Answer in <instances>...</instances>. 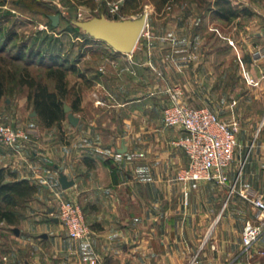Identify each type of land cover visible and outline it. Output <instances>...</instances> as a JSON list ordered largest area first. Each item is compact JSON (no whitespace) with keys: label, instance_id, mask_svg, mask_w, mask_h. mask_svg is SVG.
<instances>
[{"label":"crops","instance_id":"crops-1","mask_svg":"<svg viewBox=\"0 0 264 264\" xmlns=\"http://www.w3.org/2000/svg\"><path fill=\"white\" fill-rule=\"evenodd\" d=\"M241 3L249 8L254 5L252 0ZM171 36L177 43L183 39L182 35ZM168 37L154 33L153 39L159 41L149 40V50L153 48L155 56L166 49L169 53L162 44ZM183 48H171L178 62L171 65L170 73H164L165 78L148 68V80L147 67L138 58L136 66L124 61L136 74L126 75L118 84L110 80L113 92L122 89L123 93L105 96L106 108L96 110L89 122L80 119L72 127L73 139L60 142L56 131H45L43 140H50L34 141L32 147L0 143V165L16 170L21 178L48 184L62 199L78 200L91 229L89 238L72 239L60 221L34 225L27 241L33 247L34 262L28 263L90 264L97 259V264H191L196 259L194 264H264V241L248 250L242 243L245 225L257 215L250 198L264 197V118L261 124L254 116L243 120V96L233 93L232 99L225 100L231 113L221 117L239 121L237 149L246 152L237 155V162L233 160L228 183L178 180V171L187 167L189 158L174 141L185 131L179 126L166 127L163 111L169 103L167 85L179 84L187 75L180 67ZM258 49L252 50L247 70L264 86V57L257 61L252 57ZM109 57L110 61L115 55ZM227 71L218 78L210 74L203 83L194 80L197 74L193 80L188 76L192 107L214 111L210 103L219 97L216 91L221 87L227 91ZM95 100L84 96L81 107L93 102L92 107L100 108ZM102 116L106 118L103 122L99 120ZM30 148L33 159L28 157ZM60 171L74 179L75 185L63 189Z\"/></svg>","mask_w":264,"mask_h":264},{"label":"rangeland","instance_id":"rangeland-1","mask_svg":"<svg viewBox=\"0 0 264 264\" xmlns=\"http://www.w3.org/2000/svg\"><path fill=\"white\" fill-rule=\"evenodd\" d=\"M213 1L0 0V24L4 26L6 32L9 30L17 32L18 36L14 42H26L36 49L59 53L62 57H66L70 63H76L78 69L76 73L67 72L66 75L68 88H73V93L68 99H65L64 105L70 106L71 110L66 112V117L61 125L46 126L37 116L33 101L29 99V88L19 86L16 82L9 84L10 88L0 98V114L7 124L29 132V141L20 145V148L32 147L34 141L42 143L50 140L48 136V139L43 140L42 133L45 131L48 133L56 131L57 141L60 142L73 139L72 127L76 126L80 119L89 122L93 116H96L93 114L96 110L102 109L101 111H103L106 108L103 100L105 96L113 98L115 93L119 95L123 93L122 89L113 92L110 80L118 84L127 79L126 75L134 76L136 74H133L134 70L129 65H124V61L126 64L136 66L135 61L138 58L141 66L147 67L145 75L149 77L148 80L151 77V71L148 68L157 77L165 78L164 73H170V67H173L171 65L178 62L176 54H172L171 51L173 46L184 47L179 53V59L183 57L184 61L182 64L180 63V67H183L182 70L187 75L182 77L181 84L174 83L167 86L179 85L182 87L186 101L192 106L190 94L187 92V86L190 87V84H187L188 76L190 80H193L192 77L197 74L199 76L194 80L203 83L202 81L210 74L218 78L222 71L228 68L227 78L224 80L227 83L226 90L228 92H224V88L221 87L216 91L219 97L210 105L218 116L227 122L224 117H221L231 113L225 100L232 99V94L235 93L238 97L243 96L241 103L243 120L254 116L253 118L256 119L258 117L257 120L261 124L264 118V86L257 80L259 84H249L243 73L250 67L249 57L254 47H264V0H252L254 5L251 7L253 11L251 15L239 16L229 21L218 18L209 10ZM231 1L233 5L243 7L241 1ZM47 12L60 15L57 27L51 26V20L46 15ZM142 14H147L146 25L134 52L130 54L114 52L115 50L106 42L91 38L75 24L76 21L102 15L110 20H126L138 18ZM154 33L170 36L164 40L165 43H162L170 49L169 53L165 52L166 49L155 56L153 48L149 50V40L159 41V39H153ZM173 34L182 35L183 39L180 40V43H177L176 38H172ZM173 41L175 43L172 46ZM109 55H115V58H112L114 62L112 59L110 61L107 59L110 58ZM13 65L18 70L23 63L16 62ZM14 67L11 69H15ZM29 72L35 78L42 79L51 90L54 89L55 81L48 78L45 68L31 65ZM217 78L215 83L218 81ZM120 87L116 86V89ZM95 94L100 96L98 100ZM77 95L81 101L84 96L96 99L95 103L100 108L94 106L93 108V102L82 108V102H80L79 109L74 110L72 104ZM235 114L237 115L236 109ZM71 117L78 119L76 125L70 122ZM227 117H231V115H227ZM105 119L104 116L99 118L101 122ZM246 136L252 137V135ZM28 151L29 159H33L32 149L30 148ZM245 152L244 149H237L234 162L238 161L239 153L244 156ZM49 170H53V168L50 167ZM38 185L39 191L35 194L34 199L17 210L20 217L15 223H9L0 218V264L34 262L33 247L27 244L32 227L42 222L59 221L58 201L63 197L62 194L58 196L56 190L51 189L48 184L39 183Z\"/></svg>","mask_w":264,"mask_h":264},{"label":"built area","instance_id":"built-area-1","mask_svg":"<svg viewBox=\"0 0 264 264\" xmlns=\"http://www.w3.org/2000/svg\"><path fill=\"white\" fill-rule=\"evenodd\" d=\"M242 2V0H239ZM118 8V6H116ZM254 61L264 57V47H260L252 55ZM246 81L251 85L258 82L249 70L243 73ZM169 103L163 111V121L166 127L179 126L185 135L174 141V144L184 149L189 158L186 168L178 171L177 178L187 181H216L220 184L228 183V169L239 146L237 132L239 121L234 119L226 122L208 107L195 108L188 104L184 90L179 85L168 86ZM264 121L261 126H263ZM30 139L26 130L17 129L7 124L0 114V143L7 147H20ZM257 210L254 221L245 225L242 232V243L248 250L254 244L264 241V197L255 195L250 198ZM59 221L67 228L72 239H87L91 229L87 223L82 205L76 199H62L58 201ZM194 259L191 264L195 263ZM90 264H97L92 259Z\"/></svg>","mask_w":264,"mask_h":264},{"label":"trees","instance_id":"trees-1","mask_svg":"<svg viewBox=\"0 0 264 264\" xmlns=\"http://www.w3.org/2000/svg\"><path fill=\"white\" fill-rule=\"evenodd\" d=\"M39 4L42 6L41 3ZM209 10L225 21L253 13L251 8L235 6L231 0H214ZM46 15L49 17L51 13L47 12ZM17 36L16 31L6 32L4 26L0 24V98L10 88L9 84L13 82L19 86L28 87L29 99L33 101L34 110L41 121L48 127L54 124L61 125L66 117L65 99L73 93V88H68L66 75L67 72L76 73L78 71L76 63H70L59 53L49 50L42 51V49L29 46L26 42H14ZM16 62L23 63L18 70L13 65ZM31 65L47 70L48 78L55 81L53 90L42 79L35 78L29 72ZM80 102V97L75 96L72 104L74 110L79 109ZM38 191L39 185L36 182L21 178L16 170L0 165L1 220L15 223L20 217L17 210L29 204Z\"/></svg>","mask_w":264,"mask_h":264},{"label":"water","instance_id":"water-1","mask_svg":"<svg viewBox=\"0 0 264 264\" xmlns=\"http://www.w3.org/2000/svg\"><path fill=\"white\" fill-rule=\"evenodd\" d=\"M49 19L52 22V26L57 27L60 22V15L51 14L49 15ZM146 21L147 14H142L138 18L126 20H110L102 15L101 17H93L83 21H76L75 24L94 39L106 42L115 51L123 54H130L134 51L136 45L138 44L145 28ZM64 109L65 112H69L71 107L65 105ZM70 122L73 125H76L78 119L71 117ZM58 180L63 189H67L75 185V180L69 179L62 171L59 172Z\"/></svg>","mask_w":264,"mask_h":264}]
</instances>
